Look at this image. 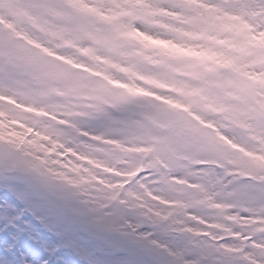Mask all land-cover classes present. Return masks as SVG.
<instances>
[{
    "label": "clouds",
    "instance_id": "obj_1",
    "mask_svg": "<svg viewBox=\"0 0 264 264\" xmlns=\"http://www.w3.org/2000/svg\"><path fill=\"white\" fill-rule=\"evenodd\" d=\"M0 181L87 264H264V0H0Z\"/></svg>",
    "mask_w": 264,
    "mask_h": 264
},
{
    "label": "rangeland",
    "instance_id": "obj_2",
    "mask_svg": "<svg viewBox=\"0 0 264 264\" xmlns=\"http://www.w3.org/2000/svg\"><path fill=\"white\" fill-rule=\"evenodd\" d=\"M17 192L10 185H5L3 181H0V231L8 238V245L14 239V246L19 248L21 246L23 249L27 264H40L41 261L47 260L50 254H54L55 257L49 264H74V257L78 258L79 264H87L84 259L87 254L83 247L84 242L71 233L53 230L37 215L36 210L28 203L27 199L24 203L16 199ZM20 208L25 210V224L20 222L17 215ZM34 220L44 225L50 240H45L38 232ZM6 221L8 222L7 228H5ZM56 241L61 243V248L54 252ZM37 255L42 258H38ZM15 260V255L7 257L0 254V264H16Z\"/></svg>",
    "mask_w": 264,
    "mask_h": 264
},
{
    "label": "snow or ice",
    "instance_id": "obj_3",
    "mask_svg": "<svg viewBox=\"0 0 264 264\" xmlns=\"http://www.w3.org/2000/svg\"><path fill=\"white\" fill-rule=\"evenodd\" d=\"M16 199L21 202V203H24L25 199H26V196H25V193L23 192H17L16 193Z\"/></svg>",
    "mask_w": 264,
    "mask_h": 264
}]
</instances>
